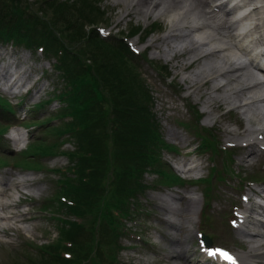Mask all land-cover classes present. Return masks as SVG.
<instances>
[{"label": "rangeland", "instance_id": "obj_1", "mask_svg": "<svg viewBox=\"0 0 264 264\" xmlns=\"http://www.w3.org/2000/svg\"><path fill=\"white\" fill-rule=\"evenodd\" d=\"M28 1L32 2L30 8L34 9L35 1ZM226 6L230 4L227 2ZM99 8L103 12L99 15L98 23L101 26V35L110 33L107 38H121L126 36L130 26H138L140 29L137 33L139 35L126 36V41L134 52L144 54L137 62V71L149 89L160 136L167 144L174 146L173 150H161V161L168 171L178 174L184 180L207 178L205 183L198 181L189 184L181 179L163 184L157 181L156 173L145 172L142 182L146 185L142 193H138L135 198H128L127 212L119 220L120 248L116 253V260L119 264H211L204 258L205 247L200 246L196 236L197 229L210 235L209 247L222 246L238 256L248 254L249 251L243 247L246 246L243 237L232 230L228 219L234 218L235 212L232 213L231 210L234 205L240 207L249 204L242 200L244 195L253 196V201L258 200L250 193L251 187L264 188V148H257L248 160L243 158L248 148L263 133L258 127H263L264 123L254 119L245 121V111L239 107L243 98H247V93L242 89L243 84L235 79L228 63L220 70H226L227 77L217 76L218 71H215L214 80L207 77L204 83L203 76L198 77L197 81L202 83L200 88L197 87V82L192 84L187 76L194 75L206 60H214L215 57L205 60L198 55L197 59L190 62L191 58L186 53L181 56L173 54V48L163 38L169 25L174 23L171 22L173 12L151 11L145 16L138 15L130 7H125L123 0H101ZM184 19H175L178 31H184ZM188 20H191L190 16L184 21ZM203 32L211 33V30L206 28ZM101 35L100 38H105ZM189 38L190 35L187 39ZM231 53H234V57L230 60L235 59L234 62H238L240 56L236 50ZM188 62L190 65L185 68ZM6 64H10L12 69L10 75L13 86L9 91L16 94L11 96L9 92L0 89V97L7 100L13 110L10 115L8 113V118H0L1 125L5 126V132L1 136L3 145L0 146V158L7 161L5 167L0 165V179H10L19 186L6 190L9 192L10 204L0 211V214L18 215L14 222L12 219L0 220V264H20L28 259L37 260L40 255L39 247L57 238L53 212L42 211L40 206L44 198L53 194L55 181L60 176L52 170H63L68 160L65 154L47 155L40 160L43 168L38 170L24 171L21 167L12 166L14 158L28 144L35 142L36 138H48L43 132L45 125H55L58 122L51 114L62 103L56 98H49L56 93V88H61V79L51 68L48 57L35 48L0 43V66L5 67ZM156 65L165 66L166 72L160 71ZM212 80L220 85L227 81L229 89L216 92ZM257 81L254 79L252 82L255 87L253 91H263L262 85L255 84ZM221 93L226 95L225 98L222 96L210 100V96ZM232 94L239 100L235 103L225 102L228 97L233 99ZM259 98H264V95ZM47 99L46 103L41 104ZM42 120L43 125H38ZM201 128L207 131L209 140L216 143V153L211 154L210 150L200 149L199 136L194 132ZM262 144L264 147V141ZM224 146L233 147V152L217 151ZM72 148V144L67 141L60 145L63 150ZM181 161H187L194 166L188 172L178 171L174 167H179ZM206 184L209 185L208 196L205 195ZM188 196L195 199L194 203L189 198L186 203L183 201ZM159 197H164L171 206H192L193 203L191 212L176 219L180 221L177 229L171 228L172 224L167 225L175 219V214L160 208ZM255 208L260 210L256 206ZM199 215L201 216L198 221ZM257 217L261 219L260 216ZM180 247L187 249L190 262L184 263L181 258L172 256L174 249ZM261 256L262 253H254L247 257L252 264L258 262Z\"/></svg>", "mask_w": 264, "mask_h": 264}, {"label": "trees", "instance_id": "obj_2", "mask_svg": "<svg viewBox=\"0 0 264 264\" xmlns=\"http://www.w3.org/2000/svg\"><path fill=\"white\" fill-rule=\"evenodd\" d=\"M34 1L31 9L28 0H0V43L35 48L47 56L61 79V88L49 99L62 105L51 114L58 122L45 125L48 138L28 144L12 166L38 170L45 156L63 154L68 164L52 170L60 176L40 206L53 212L57 238L39 247L37 260L20 264H119V220L128 198L142 193V175L156 173L163 184L180 181L161 161V150L174 147L160 136L149 89L137 71L144 54L132 52L125 41L140 29L130 26L126 36L100 38L101 0ZM156 68L166 72L163 65ZM12 112L0 97V116L6 119ZM4 132L0 122V146ZM194 133L201 150L216 153L204 128ZM63 141L73 148L60 149ZM0 165H7L5 158ZM204 188L208 196L209 185Z\"/></svg>", "mask_w": 264, "mask_h": 264}, {"label": "bare ground", "instance_id": "obj_3", "mask_svg": "<svg viewBox=\"0 0 264 264\" xmlns=\"http://www.w3.org/2000/svg\"><path fill=\"white\" fill-rule=\"evenodd\" d=\"M248 1L249 0H235L234 4L230 6H226L227 0H123V4L125 7H130L135 13H138V15L142 14L143 16L147 15L151 11L159 13L173 12V21L171 20V22L174 23H171V25H169L168 32L163 34L164 42H167L169 47L173 48L171 49L173 54H179L181 56L183 53H186L188 54V58H191L190 62L197 59L198 55L203 57L205 60L215 57L214 60H206L202 64V68L195 72L194 75L187 76L192 84L194 85L195 81L197 82V87L200 88L202 83L197 81L198 77L203 76V82L205 83L207 81V77H210L211 79L214 78L215 75L213 73L215 71H218L217 76L223 78L227 77L226 70H220L223 65L228 63L235 79L243 84L242 89L247 93V98H243V103L239 106L243 109V111H245L243 113L245 121L249 122L251 119H254L256 121L261 120L264 123V98H259L260 96L256 95L258 89H254L256 91L254 92L253 88L255 87L253 84L248 85L250 80L253 81L252 73L247 71L245 67L246 63L243 62L244 64L233 66L232 63H234L235 59L230 60L231 57H234L232 56L234 53L231 52L236 50V52L246 58L248 60V64H251L253 67L256 66L258 62H262L264 65V49L259 52V50H261V47H259L257 50L259 53L255 56L252 53H249V44L254 46L264 45V4L259 8L257 6H251V3H247ZM245 6L248 8L246 13L241 18H229L232 11L241 9ZM187 16H190L191 20L184 21ZM182 18H185L183 20V22H185L183 32H181V30L178 31V28L175 25V19ZM244 20L250 22V24L246 25L243 22ZM206 28L211 30V33L201 35L200 32ZM238 29H242V31H237ZM191 32H193V34ZM189 35L190 38L187 39ZM164 53L167 55V51L164 50ZM218 55H220V57H218ZM190 62L187 63L185 68L190 65ZM213 66L215 67L213 68ZM262 68H264V66ZM11 70L10 64H6L5 67L4 65H1L0 78L5 79L8 76V80H10L12 76L10 75ZM213 80L212 84L214 85V90L216 92H225L229 89L227 81L225 84L221 83L220 85L214 83ZM257 83L259 85H263L264 82L258 80L255 84ZM10 84H13V82ZM232 93L234 94L235 91ZM229 94L231 93L229 92ZM233 94L232 98L234 100L228 99V97L225 99V102L235 103L238 101L239 98ZM222 96L223 95L221 93V95H212L208 97L210 100H214V98H222ZM258 129H261L264 133V126L258 127ZM263 133H260L258 139L248 148L243 158H246V160L250 159L257 151V148H262L261 144L264 141ZM254 145H256V147H253ZM193 166L194 165L191 163L188 164L187 161H181L180 164V167L184 172H188ZM0 186V211L2 212V209L7 208L10 204L9 192H6V190L10 189V187H18L19 185L15 182H11L10 179H1ZM249 190L252 195H264L263 187H258L257 189L251 187ZM188 198L189 201H193L194 203L195 199L190 196L187 198L184 197L183 201L186 203ZM158 199L159 206L163 211L175 214V219L167 223L168 226L169 224L173 225L171 228L176 227L177 229L180 225V221H176V219L191 212V208L193 206V203L192 206H171L164 197H159ZM251 199L252 197H249V195L245 197V200H248L249 202ZM163 203L167 205L164 206ZM258 207L260 210H256L252 204L243 206L242 213L238 215L235 226V232L237 231L238 235L243 237L244 244L246 245L243 247L247 248V251H249L246 255H240V258L247 259L250 264V258L247 256L253 255L254 253L256 255L262 253V256L258 262H253L252 264H264V250H259L264 247V233L259 231V229L264 230V221L255 216V214L264 215V207L261 205H258ZM11 214L12 213L0 214V220L7 221L12 219V222H14L17 218L16 216L18 215ZM185 231V233L188 232L187 229ZM175 241L179 243L177 238H175ZM172 256L181 258L184 263L191 261L189 259L190 254L187 253V249L185 247H180L178 249L175 248Z\"/></svg>", "mask_w": 264, "mask_h": 264}, {"label": "water", "instance_id": "obj_4", "mask_svg": "<svg viewBox=\"0 0 264 264\" xmlns=\"http://www.w3.org/2000/svg\"><path fill=\"white\" fill-rule=\"evenodd\" d=\"M203 239L205 242H209V239L206 236H204Z\"/></svg>", "mask_w": 264, "mask_h": 264}, {"label": "snow or ice", "instance_id": "obj_5", "mask_svg": "<svg viewBox=\"0 0 264 264\" xmlns=\"http://www.w3.org/2000/svg\"><path fill=\"white\" fill-rule=\"evenodd\" d=\"M209 255H212V253L210 252ZM227 258H231L230 256H228L227 254H224Z\"/></svg>", "mask_w": 264, "mask_h": 264}]
</instances>
